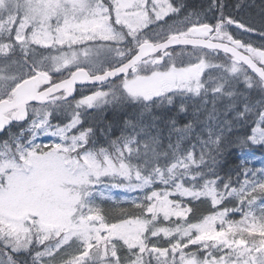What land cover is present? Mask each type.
<instances>
[{"label":"snow or ice","instance_id":"1","mask_svg":"<svg viewBox=\"0 0 264 264\" xmlns=\"http://www.w3.org/2000/svg\"><path fill=\"white\" fill-rule=\"evenodd\" d=\"M22 8L10 28L0 24V264H264V180L236 187L215 168L207 178L197 172L169 179L159 165L145 173L147 164L132 166L116 141L118 161L106 149H88L91 129H83L78 112L52 123L69 99L77 109L92 108L117 88L145 101L184 89L198 96L197 53L205 48L225 53V70L247 96L264 97V44L238 39L224 21L181 17L175 0H24ZM224 20L264 36L231 16ZM213 29L227 43L203 39ZM182 56L198 62L182 63ZM84 85L94 90L76 100ZM257 104L236 113L239 121L255 116L246 144L264 143V100ZM182 128L190 134L192 122ZM205 131L210 140L201 137V144L219 149L227 139L223 128ZM41 135L48 141L38 143ZM205 202V211L194 207ZM237 212L240 219H232Z\"/></svg>","mask_w":264,"mask_h":264},{"label":"trees","instance_id":"2","mask_svg":"<svg viewBox=\"0 0 264 264\" xmlns=\"http://www.w3.org/2000/svg\"><path fill=\"white\" fill-rule=\"evenodd\" d=\"M175 3L182 5L181 17L191 13L193 18L199 17L202 23L212 25L218 21H224L223 29L231 31L235 37L245 42H249L246 32L227 25L225 17L231 16L233 20H238L256 29L257 32L264 33V0H175ZM177 26L180 27V25ZM249 34L264 38L262 35ZM163 35L160 34L161 37ZM215 39L227 42L226 38H220L218 35ZM201 51L207 52L211 61L199 60L200 62L209 63L211 67L224 71H226L225 66L231 67L230 59L226 58L225 54L220 52L216 54L217 51L206 49ZM180 62L188 64L192 61L184 58ZM238 75L241 79L243 78L241 74ZM128 78L131 79V77ZM230 80H236V77L230 75ZM110 83L116 84L117 81ZM104 87L107 88L108 85ZM93 90L90 85L85 86L81 95ZM233 91L234 95L230 96L228 93ZM111 94H114V97ZM206 96L201 93L194 98L167 96L145 101L143 98L136 100L125 90L117 88L105 96L104 103L92 108L75 109L70 101L65 102L55 113L58 119L53 120L52 123L58 124L61 121L67 123L78 112L84 122L83 129H91L87 137L88 149L97 151L98 155L102 154L101 149H106L113 153V159L118 161L120 153L112 146V142L116 141L117 146L123 150L125 160L132 166L147 164L143 169L145 173L159 165L169 179L197 172L204 173L207 178L213 175L208 169L215 168L220 177L225 180L230 178L236 187L244 181H261L263 177L260 166L245 160L242 156L247 152L264 156V146L244 143V137L250 133L255 116L249 115L246 120L239 121L236 119V113L245 104L250 105L253 112L256 111L259 107L257 101L264 100V97L258 91H253L250 96H247L246 91L237 82L230 88L225 86L216 99L211 98L210 95ZM181 105L187 107L186 113L179 112ZM229 105H235V107L230 109ZM172 120H176V123H171ZM188 121H191L193 125L190 134L182 128ZM229 121L232 122L231 133L226 131ZM178 127L181 131H177ZM207 128H212L214 132L221 128L225 129L227 139L219 149L212 143H200L201 137L205 142L210 140L205 131ZM73 132L78 133V130ZM189 152L194 154L192 160L188 159ZM201 158L205 163L197 166L196 162ZM214 159L216 164H213ZM173 164L176 167L172 172H168ZM185 164L189 167L185 168ZM185 183L190 184L191 181L186 180ZM197 183L199 184L200 181ZM222 186L221 181L218 187ZM194 207L198 211L207 209L205 203L194 205ZM231 218L239 220L240 213H233Z\"/></svg>","mask_w":264,"mask_h":264},{"label":"rangeland","instance_id":"3","mask_svg":"<svg viewBox=\"0 0 264 264\" xmlns=\"http://www.w3.org/2000/svg\"><path fill=\"white\" fill-rule=\"evenodd\" d=\"M23 2H24V0H0V13L2 12V10H4L3 13L5 12L4 15L2 16V18H0V24H3L6 27L10 28L12 26V22H14L17 19V17L22 14ZM160 34L162 35L164 33H160ZM160 34L154 38H156V39L161 38ZM202 53L203 54L197 53L199 60L211 61L210 56L207 52H202ZM184 58H187L192 62L197 61V59H193V58H190L187 56L179 57V60L181 61ZM194 64H196V63H194ZM201 70H202V78H201L199 83L203 84V88L200 89V92H204L205 95H211L213 98L218 97L219 92L221 91V89L224 86V82L227 84V78H229V76L231 75L230 72L224 71L221 69H215V68L211 67V65H209V64L205 65V66L203 65ZM195 86H196V82H193L192 87L195 88ZM214 89H220V91L214 92ZM166 93H175L176 95L186 96V97L191 96V93L188 92L186 89H184V90L160 92V94H154L153 98H157L161 95H163L162 98H166L168 96ZM192 93H194V92H192ZM111 95L114 97V94H111ZM85 96H87V95H85ZM140 97L143 98L142 95H138L134 99L138 100ZM76 100H79V98ZM104 100H105V97L103 98V101ZM102 102L98 101L95 103V105L102 103ZM82 108H88V107H87V105H82L78 109H82ZM67 135L69 137H71L70 133H67ZM46 141H48V137L41 135L37 142L38 143H44ZM254 144H257V143H254ZM260 144L264 146V143H260ZM73 156H75V152H73ZM244 158L246 160H248L249 162L260 166L261 169H264V157L256 156L253 154H246L244 156ZM263 174H264V172H263ZM5 180H7V177H5ZM25 194H26V190L22 189L21 195H25ZM115 195H117V196H126V195L135 196V195H138V193H125V192L120 191V190H115ZM261 203H264V200H262ZM205 204H206V202H205Z\"/></svg>","mask_w":264,"mask_h":264},{"label":"water","instance_id":"4","mask_svg":"<svg viewBox=\"0 0 264 264\" xmlns=\"http://www.w3.org/2000/svg\"><path fill=\"white\" fill-rule=\"evenodd\" d=\"M210 34V33H209ZM209 36V35H208ZM210 38H207V39H205L206 41L207 40H209ZM211 42L213 43V44H224V43H220V42H216V41H213V40H211ZM207 49V48H206ZM210 50H213V49H210ZM215 50H217V51H220V52H223L222 50H218V49H215ZM224 53V52H223Z\"/></svg>","mask_w":264,"mask_h":264}]
</instances>
